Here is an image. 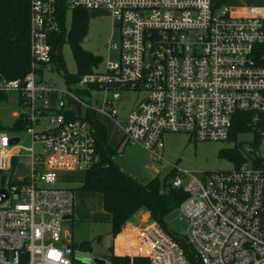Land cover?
Instances as JSON below:
<instances>
[{
    "label": "built area",
    "instance_id": "obj_1",
    "mask_svg": "<svg viewBox=\"0 0 264 264\" xmlns=\"http://www.w3.org/2000/svg\"><path fill=\"white\" fill-rule=\"evenodd\" d=\"M233 1L30 0V69L23 79L0 77V96H7L0 104L19 106L11 115L23 117L32 143L23 145L19 131L0 130V194L7 195L0 202V264H83L69 256L73 247L63 235V223L74 217V190L58 185L60 169L86 172L100 162L81 104L112 118L121 143L138 144L157 160L167 133L235 144L240 135L251 136L234 170L194 179L177 168L173 185L188 193L180 208L200 264H264V6L232 7ZM77 8L106 11L119 35L108 44L117 60L72 86L103 92L95 108L67 84L62 89L44 78L53 71L50 38L62 24L67 28L68 13ZM126 91L145 95L119 120L116 105ZM68 96L78 100V110L67 107ZM243 117L248 129L232 139ZM13 138L18 142L11 144ZM36 143L43 151L35 152ZM22 150L31 167L15 179L13 162ZM131 232L123 248L131 258L192 264L157 223Z\"/></svg>",
    "mask_w": 264,
    "mask_h": 264
},
{
    "label": "rangeland",
    "instance_id": "obj_2",
    "mask_svg": "<svg viewBox=\"0 0 264 264\" xmlns=\"http://www.w3.org/2000/svg\"><path fill=\"white\" fill-rule=\"evenodd\" d=\"M242 4L264 6V0H236L231 2L230 5L236 7ZM88 16L89 29L87 37L82 41V47L102 58L101 64L94 70L104 71L107 61H116L118 58V52L108 48L110 42H119L118 30L112 25L111 16L106 11H91L88 12ZM71 18V14L68 13L67 30L70 28ZM62 56L66 71L76 73L77 63L69 43L63 44ZM52 67L53 71H46L44 78L65 89L67 85L63 74L58 70L55 63H52ZM90 93V96L80 95V98L95 108L104 98L105 94L95 90ZM144 95V92L139 94L133 91L124 92L122 99L116 105L118 119L121 120L126 117L135 102L143 98ZM65 103L67 107L78 110L79 102L75 98L68 96ZM86 108L85 104H81V114H85ZM19 109L17 104H0V121L2 124L5 126L12 124L14 119L11 114L13 111ZM98 117L107 127L108 144L116 147L121 142V130L119 126L112 118L100 114ZM17 134L21 137L23 145L26 147L32 146L24 130L17 132ZM238 141H241L240 144L245 146L250 145L253 138L249 135H240ZM120 145L116 160L124 171L134 175L138 180L143 182L158 176L162 186L165 176L177 168L192 173V178L194 179H201L205 172H220L235 169L234 163L228 158L218 157L221 149L233 148L235 146V143L232 141H193L190 140V137L186 133H167L164 136V149L161 153L162 157L159 160L138 144L120 143ZM33 147L37 153L43 151V146L38 143L33 144ZM239 151L245 157L246 153L242 146H239ZM28 155V151L22 150L20 161L14 172L15 179L23 178L25 173L29 171L31 162ZM58 175L61 180L58 184L59 186L69 187L74 190V217L72 220L63 223V235H65V232L69 234L73 247V251L69 256L73 260L85 264L81 259L87 257L104 258L112 253L113 247H115L117 249V256L130 257V250H124L123 248H125L124 245L131 244L132 240H128L129 236H127L125 244L118 245L117 237L124 236L121 234L122 232H131L132 228H142L154 223L150 217V213L142 211L148 214L145 213L140 217L138 215V220L136 218L132 219L116 236V240H114L115 237L110 233L111 215L103 207L102 195L98 192H86L79 189L85 172L82 170L60 169ZM192 178L188 179L191 180ZM165 220L170 232L186 235L188 220L184 217L180 207L168 214ZM85 240H89L92 243V252L90 253L80 251L77 246Z\"/></svg>",
    "mask_w": 264,
    "mask_h": 264
},
{
    "label": "trees",
    "instance_id": "obj_3",
    "mask_svg": "<svg viewBox=\"0 0 264 264\" xmlns=\"http://www.w3.org/2000/svg\"><path fill=\"white\" fill-rule=\"evenodd\" d=\"M29 20L30 0H0V77L23 79L29 71L31 65ZM88 29V11L77 8L73 10L70 28L67 30L65 24H62L60 31L54 33L50 38L52 62L63 74L65 83L79 96H90V89H79L72 86L83 75L93 72L102 62L100 56L82 47V41L87 37ZM65 43H69L71 46L77 63L76 73H69L65 69L62 56V47ZM6 98V95H1L0 103ZM66 116L70 119L76 117L73 112H66ZM85 118L95 129L100 162L85 172L79 189L86 192H98L102 195L103 207L111 215L110 233L116 237L137 214L148 211L153 222L179 242L191 263L200 264L193 247L186 240V235L172 233L166 225V216L179 208L188 197V193L183 188L173 185V180L178 172L175 169L169 172L164 178L163 186L158 176L145 182L138 180L120 167L116 155L119 154L121 142L116 147L108 144L107 127L96 116L95 109H86ZM25 127L26 122L23 117L7 126L0 121V130L21 131ZM247 129L246 118L243 117L242 120H239L231 138L238 137L240 132ZM239 146H242L244 152L247 153L245 146L236 142L233 148L221 149L218 157H226L235 165L239 164L245 159L239 151ZM17 163V159H15L12 173L15 171ZM122 235L124 236L117 237L118 245L125 244L128 235L125 233ZM77 246L80 251L92 252V243L89 240H85ZM104 258L107 259V264H150L146 257L117 256L113 252Z\"/></svg>",
    "mask_w": 264,
    "mask_h": 264
},
{
    "label": "water",
    "instance_id": "obj_4",
    "mask_svg": "<svg viewBox=\"0 0 264 264\" xmlns=\"http://www.w3.org/2000/svg\"><path fill=\"white\" fill-rule=\"evenodd\" d=\"M18 140H19V138H13L10 141V143L11 144L17 143ZM6 197H7V195L4 192H2L0 194V202L5 200ZM66 251L67 252L71 251V245L66 246ZM81 261H83L85 264H107V259L106 258H100V257H87V258L81 259Z\"/></svg>",
    "mask_w": 264,
    "mask_h": 264
},
{
    "label": "crops",
    "instance_id": "obj_5",
    "mask_svg": "<svg viewBox=\"0 0 264 264\" xmlns=\"http://www.w3.org/2000/svg\"><path fill=\"white\" fill-rule=\"evenodd\" d=\"M98 115H99V114H98ZM100 115H104V114H100ZM104 116H105V115H104ZM107 117H108V116H107ZM98 118H99V117H98ZM108 118H109V117H108ZM114 122H115V121H114ZM115 123H116V122H115ZM116 124H117V123H116ZM117 125H118V124H117ZM18 163H19V162H18ZM17 166H18V164H17ZM16 168H17V167H16ZM15 170H16V169H15ZM25 174H26V173H25ZM19 179H21V178H19ZM145 213L148 214L147 212H141V213L137 214L134 218H136V220H138V215H139V217H140V216L144 215ZM134 218H133V219H134ZM125 230H126V229H125ZM129 232H130V231H128V233H127V232L125 231V232H122V233L127 234V235L129 236V238L131 239V237H132V233L130 232L131 234H129ZM122 233H121V234H122ZM65 237H66L67 239L70 240V236H69V234L66 233V232H65ZM114 240H116V237H115ZM113 248H114V249H113V253H114V254H117V249H115V247H113Z\"/></svg>",
    "mask_w": 264,
    "mask_h": 264
},
{
    "label": "bare ground",
    "instance_id": "obj_6",
    "mask_svg": "<svg viewBox=\"0 0 264 264\" xmlns=\"http://www.w3.org/2000/svg\"><path fill=\"white\" fill-rule=\"evenodd\" d=\"M129 240V239H128Z\"/></svg>",
    "mask_w": 264,
    "mask_h": 264
}]
</instances>
